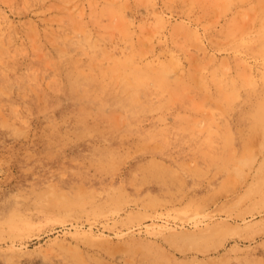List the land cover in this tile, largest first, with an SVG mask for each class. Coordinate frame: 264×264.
<instances>
[{
  "label": "rangeland",
  "instance_id": "1",
  "mask_svg": "<svg viewBox=\"0 0 264 264\" xmlns=\"http://www.w3.org/2000/svg\"><path fill=\"white\" fill-rule=\"evenodd\" d=\"M0 264H264V0H0Z\"/></svg>",
  "mask_w": 264,
  "mask_h": 264
},
{
  "label": "bare ground",
  "instance_id": "2",
  "mask_svg": "<svg viewBox=\"0 0 264 264\" xmlns=\"http://www.w3.org/2000/svg\"><path fill=\"white\" fill-rule=\"evenodd\" d=\"M256 52V51H255ZM75 78V77H74ZM233 81V80H232ZM250 81V80H249ZM117 82V81H116ZM230 82V81H229ZM251 82V81H250ZM60 86V85H59ZM86 87V86H85ZM235 87H236V85H235ZM60 88V87H59ZM230 90H231V88H230ZM246 91V90H245ZM239 93V92H238ZM81 94V93H80ZM258 96V95H257ZM250 99V98H249ZM253 99V98H252ZM73 100V99H72ZM74 101V100H73ZM79 101V100H78ZM90 102V101H89ZM92 103V102H91ZM94 105V104H93ZM96 105V104H95ZM107 108V107H106ZM106 112V111H105ZM126 118V117H125Z\"/></svg>",
  "mask_w": 264,
  "mask_h": 264
}]
</instances>
